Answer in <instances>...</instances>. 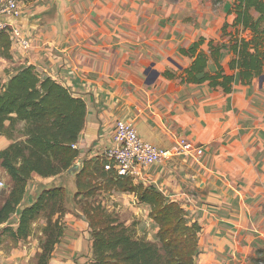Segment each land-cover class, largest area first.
Listing matches in <instances>:
<instances>
[{"label":"crops","instance_id":"1","mask_svg":"<svg viewBox=\"0 0 264 264\" xmlns=\"http://www.w3.org/2000/svg\"><path fill=\"white\" fill-rule=\"evenodd\" d=\"M234 2L225 0L226 10H218L211 0H21L14 22L30 46L13 41L10 30L0 35L1 84L32 64L86 100L85 125L75 143L80 169L113 144L118 118L160 147L175 149L186 138L204 148L201 157L175 155L150 164L134 179L180 201L188 220L201 224L197 264H264V80L243 84L240 69L229 64L234 52L221 28L235 18ZM202 38L198 51L209 56L206 70H217L211 45L219 47L218 61L235 75L232 90L183 80L195 57L181 49ZM13 141L0 133V150ZM56 177L35 172L13 216L19 218ZM0 179L6 183L0 186L1 207L12 189L1 161ZM63 184L74 197L76 174ZM112 192L125 200L134 196ZM151 220L157 238L159 224ZM64 221L48 264H90L92 227L85 213L74 206ZM27 248L18 245L11 255L0 248V264L18 262Z\"/></svg>","mask_w":264,"mask_h":264},{"label":"trees","instance_id":"2","mask_svg":"<svg viewBox=\"0 0 264 264\" xmlns=\"http://www.w3.org/2000/svg\"><path fill=\"white\" fill-rule=\"evenodd\" d=\"M231 12L235 18L222 27L230 35L234 52L229 64L240 69L243 84H251L264 75V0H235ZM247 30L251 31L250 37L242 34ZM203 40L182 47L183 53L195 57L192 65L183 69V80L207 81L210 86L232 90L235 75L226 73L218 61L219 47L211 45L217 70H206L209 56L204 49L198 51ZM166 74L175 75L170 71ZM86 114L87 103L81 95L51 76L44 77L32 64L0 83V133L14 139L8 148L0 150L1 164L12 177L11 192L0 207V224L17 212L35 172L57 176L53 185L42 188L36 199L21 209L16 227L3 228L15 238H26L33 222L41 215L46 218V239L38 264L49 263L65 231V202L70 190L63 184V173L79 155L74 143L85 125ZM76 184V201L83 203L92 227L94 257L90 264H197L202 226L188 220L180 201L168 199L153 185L118 174L103 156L85 160L76 172ZM113 190L129 191L139 202L151 205L149 215L159 224V241L135 237L127 226L107 216L102 203L89 199Z\"/></svg>","mask_w":264,"mask_h":264},{"label":"built area","instance_id":"3","mask_svg":"<svg viewBox=\"0 0 264 264\" xmlns=\"http://www.w3.org/2000/svg\"><path fill=\"white\" fill-rule=\"evenodd\" d=\"M21 12V0H0V34L10 30L13 41L28 48L30 42L14 22ZM192 153L201 157L204 148L186 138H181L175 149L160 147L144 139L133 123L118 118L113 144L104 151L103 156L113 164L118 174L135 179L150 164L171 159L175 155L188 157ZM5 185V181L0 179V186Z\"/></svg>","mask_w":264,"mask_h":264},{"label":"rangeland","instance_id":"4","mask_svg":"<svg viewBox=\"0 0 264 264\" xmlns=\"http://www.w3.org/2000/svg\"><path fill=\"white\" fill-rule=\"evenodd\" d=\"M215 7L213 9L218 10H226L224 5L225 0H211ZM224 33V35H222ZM243 35H247L250 37L251 31L247 30L242 33ZM221 35L223 38L228 37L225 31L221 28ZM230 38V37H229ZM226 44L231 42V39H225ZM227 46V45H226ZM1 161V160H0ZM67 171L63 173L66 177L65 181L69 180L73 175L67 176ZM135 196V195H134ZM131 196V198L124 199L119 198L117 193H113L112 191L107 192H99L91 196L89 199L90 201L96 203H102V206L107 213V216L111 219L116 220L115 223H121L129 228V231L138 238H146L148 240L159 241V237L156 238V233L153 232L154 226L152 224L151 217L149 212H147L137 200L136 197ZM75 196H68L66 199L65 205L66 210L77 206L79 209H82L83 203L76 202ZM124 200V201H123ZM16 213V212H15ZM13 213V214H15ZM11 215L12 220L8 222L9 225H15V216ZM86 216V215H85ZM151 222V223H150ZM46 224V218L41 215L39 216L32 224V229L28 237L26 238H15L9 232L3 230V226L0 228V248L2 251L7 254H13L14 247L18 245H27L28 246V253H26L27 258L25 259L23 256L18 257V262L16 263H9V264H38L39 253L42 251L43 242L46 239V235L44 233V228ZM15 227V226H14ZM158 234V231H157ZM93 240V234H92ZM93 242V241H92ZM94 244V242H93ZM39 247L41 250H39ZM94 250V248H93ZM94 257V253H93Z\"/></svg>","mask_w":264,"mask_h":264},{"label":"water","instance_id":"5","mask_svg":"<svg viewBox=\"0 0 264 264\" xmlns=\"http://www.w3.org/2000/svg\"><path fill=\"white\" fill-rule=\"evenodd\" d=\"M61 0H56V2H60ZM264 80V76L261 77V81ZM80 164L79 163H74L67 171L66 175L70 176V175H75L77 170L79 169Z\"/></svg>","mask_w":264,"mask_h":264}]
</instances>
